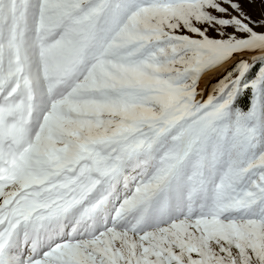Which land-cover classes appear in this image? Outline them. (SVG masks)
Wrapping results in <instances>:
<instances>
[{"label": "snow or ice", "instance_id": "1", "mask_svg": "<svg viewBox=\"0 0 264 264\" xmlns=\"http://www.w3.org/2000/svg\"><path fill=\"white\" fill-rule=\"evenodd\" d=\"M0 264H264V0H0Z\"/></svg>", "mask_w": 264, "mask_h": 264}, {"label": "rangeland", "instance_id": "2", "mask_svg": "<svg viewBox=\"0 0 264 264\" xmlns=\"http://www.w3.org/2000/svg\"><path fill=\"white\" fill-rule=\"evenodd\" d=\"M256 2H257V5L259 4V0H256ZM253 11V14L254 15H257L258 14V12H259V8L258 7H256L255 9H253L252 10Z\"/></svg>", "mask_w": 264, "mask_h": 264}, {"label": "bare ground", "instance_id": "3", "mask_svg": "<svg viewBox=\"0 0 264 264\" xmlns=\"http://www.w3.org/2000/svg\"><path fill=\"white\" fill-rule=\"evenodd\" d=\"M207 75H214V73H209V74H207ZM207 75L205 76L204 79H207ZM203 83H204V80L201 81V86H203Z\"/></svg>", "mask_w": 264, "mask_h": 264}]
</instances>
